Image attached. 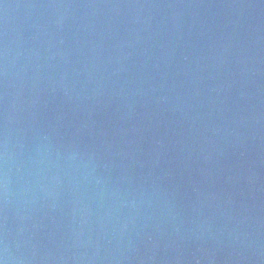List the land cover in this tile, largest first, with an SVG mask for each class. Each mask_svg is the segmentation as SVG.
<instances>
[{"label":"water","instance_id":"water-1","mask_svg":"<svg viewBox=\"0 0 264 264\" xmlns=\"http://www.w3.org/2000/svg\"><path fill=\"white\" fill-rule=\"evenodd\" d=\"M4 264H264V0H0Z\"/></svg>","mask_w":264,"mask_h":264},{"label":"clouds","instance_id":"clouds-1","mask_svg":"<svg viewBox=\"0 0 264 264\" xmlns=\"http://www.w3.org/2000/svg\"><path fill=\"white\" fill-rule=\"evenodd\" d=\"M0 264H4V261L0 260Z\"/></svg>","mask_w":264,"mask_h":264}]
</instances>
